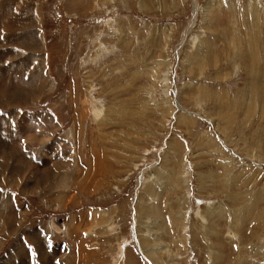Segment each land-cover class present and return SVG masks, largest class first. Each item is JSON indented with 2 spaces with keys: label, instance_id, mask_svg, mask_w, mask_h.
Segmentation results:
<instances>
[{
  "label": "rangeland",
  "instance_id": "obj_1",
  "mask_svg": "<svg viewBox=\"0 0 264 264\" xmlns=\"http://www.w3.org/2000/svg\"><path fill=\"white\" fill-rule=\"evenodd\" d=\"M28 12L0 44V264H264V0Z\"/></svg>",
  "mask_w": 264,
  "mask_h": 264
},
{
  "label": "bare ground",
  "instance_id": "obj_2",
  "mask_svg": "<svg viewBox=\"0 0 264 264\" xmlns=\"http://www.w3.org/2000/svg\"><path fill=\"white\" fill-rule=\"evenodd\" d=\"M42 5H43V0L42 1L41 0H38V1L37 0H0V44H3V41L4 42L6 41L4 39V35L7 36V41H11L12 43L16 42L15 35L18 34L19 32L18 31L15 32V31L18 30L23 25L24 20H23L22 16H23L24 12L29 11L28 12V14H29L28 18L25 20L26 21L25 28H28L30 26L28 23L30 20H33L34 25L40 24L41 23V17L38 14L41 13ZM4 6L7 9L11 8V10H12L11 11L9 9L10 14H9V16H6V18H7L6 21L3 19V15L1 13V9ZM39 41L41 42V36L39 37ZM19 53H20L19 51L13 49L9 54V57L10 56L13 57V59H11V60L14 61V65H16V66H19L20 61H21V58L19 57L21 55ZM45 74H46V72H45ZM45 80H47V79H45ZM146 216H148V215H146ZM18 243H20V242H17L16 245L13 247V252L16 251V249L18 247Z\"/></svg>",
  "mask_w": 264,
  "mask_h": 264
},
{
  "label": "built area",
  "instance_id": "obj_3",
  "mask_svg": "<svg viewBox=\"0 0 264 264\" xmlns=\"http://www.w3.org/2000/svg\"><path fill=\"white\" fill-rule=\"evenodd\" d=\"M193 7H194V5H193ZM194 9V8H193Z\"/></svg>",
  "mask_w": 264,
  "mask_h": 264
}]
</instances>
